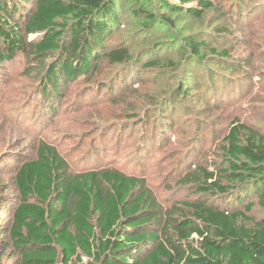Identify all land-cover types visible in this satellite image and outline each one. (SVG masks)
Returning <instances> with one entry per match:
<instances>
[{"label":"rangeland","instance_id":"1","mask_svg":"<svg viewBox=\"0 0 264 264\" xmlns=\"http://www.w3.org/2000/svg\"><path fill=\"white\" fill-rule=\"evenodd\" d=\"M162 1L117 0L119 18L104 47L126 48L132 61L112 65L98 57L99 72L65 84L51 111L52 101L42 96L44 74L59 52L33 54L30 45L37 36L26 37L28 50L0 73V194L15 198L13 174L43 141L73 172L107 167L135 176L153 199L150 210L212 197L179 180L196 164L210 171L226 166L221 145L233 122L264 134V0H211L216 9L201 17L185 11L192 4L166 0L180 7L165 8ZM28 5L33 10L34 0ZM144 13L157 21L166 16L173 27L158 22L143 30ZM188 37L205 45L200 62L189 61ZM160 57L157 66L140 68ZM194 68L198 71L191 76ZM182 83L186 93L177 97ZM5 203L1 227L14 207L13 199ZM263 211L256 203L249 215L258 219ZM2 241L5 234H0V264L15 263L17 250Z\"/></svg>","mask_w":264,"mask_h":264},{"label":"trees","instance_id":"2","mask_svg":"<svg viewBox=\"0 0 264 264\" xmlns=\"http://www.w3.org/2000/svg\"><path fill=\"white\" fill-rule=\"evenodd\" d=\"M30 1L0 0V73L28 50V35L37 36L30 45L33 54L58 50L44 74L42 96L52 101L50 111L65 84L99 72L98 57L112 65L132 61L128 49L104 47L119 18L117 0H34L28 11ZM178 1L192 4L185 11L195 17L216 9L211 0ZM144 15L143 30L158 22L173 27L166 16L157 21ZM184 44L190 63L200 62L203 42L188 37ZM161 59L140 68L155 67ZM175 92L184 95L186 84ZM223 142L226 166L210 171L196 164L179 180L210 199L150 210L153 199L135 176L107 167L73 172L54 146L41 141L35 156L20 161L13 174L15 198L0 194L2 208L7 199L14 202L7 225L0 226L7 237L1 244L17 250L13 264H83L82 256L86 264H264V211L258 219L249 215L256 203L264 210V134L233 122Z\"/></svg>","mask_w":264,"mask_h":264}]
</instances>
